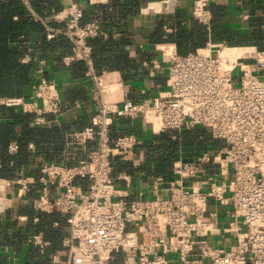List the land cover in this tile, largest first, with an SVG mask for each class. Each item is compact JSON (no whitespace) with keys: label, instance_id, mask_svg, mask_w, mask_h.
<instances>
[{"label":"built area","instance_id":"built-area-1","mask_svg":"<svg viewBox=\"0 0 264 264\" xmlns=\"http://www.w3.org/2000/svg\"><path fill=\"white\" fill-rule=\"evenodd\" d=\"M83 1L109 2L64 0L32 16L45 24L49 39L58 34L69 38L64 65L82 60L96 81L99 109L92 123L67 134L87 156L74 164L41 159L38 178L21 176L6 184L40 182V194L30 200L34 208L67 215L71 230L63 240L66 256L56 255L53 264H264V48L209 41L180 54L166 43L163 59H151V72L167 71V87L134 99L119 78L122 89L109 93L102 73L94 68L90 42L108 31L103 19H85ZM176 5L177 0H160L144 8L173 13ZM193 15L210 28V0H193ZM226 46L253 49L228 55L223 53ZM36 60L31 94L0 96V104L20 107L40 125L49 114L61 112L62 100L58 83L45 74L44 59ZM121 117L138 118L156 134L203 126L224 144L207 142L191 157L180 153L173 177L159 175L153 181L154 194L145 195L131 173L116 172L117 158L133 160L141 142L137 132L113 134ZM18 149V141L11 140L8 152ZM6 185H0V203ZM215 235L223 240L212 241ZM31 240L45 243L41 232Z\"/></svg>","mask_w":264,"mask_h":264},{"label":"crops","instance_id":"crops-1","mask_svg":"<svg viewBox=\"0 0 264 264\" xmlns=\"http://www.w3.org/2000/svg\"><path fill=\"white\" fill-rule=\"evenodd\" d=\"M21 1L25 17H28L31 22L38 21L42 23V30L32 27L30 26L31 23H28L26 28L21 30L18 37L14 38L10 35V38L4 43L9 48L19 47L20 50L23 49L18 57V61L22 64L31 65V62H33L35 63L34 66H37L36 59H44L45 74L58 83L62 100L61 112L59 114H49L47 116L48 121L41 124L42 126L58 124L62 127L64 134L62 149L54 155L35 154L34 162L30 165H23L17 176H35L38 178L40 174L38 162L41 159L66 161L68 164H74L79 159L87 156V152L82 147L69 142L67 134L81 130L92 123V116L99 109V101L97 100L96 81L91 75L86 73L89 68L87 63L85 62L84 66L76 65L74 62L72 63L74 65H64L63 56L71 50V46L68 50L66 49L67 52H62L60 48L47 52L43 49L41 31L46 36L45 24L42 20L33 17L32 13L35 12L42 15L45 10H49L52 6L46 5L43 1L38 2L37 5H34L30 0ZM62 1L64 0H53L54 3L52 5L60 6ZM120 1L124 0H109V2L101 4H91L83 1L87 11L86 20L97 17L104 20L108 31L106 40L109 39L112 48L111 46H106L117 54H120L122 49L127 50L132 63L129 67H124L123 69L110 70L104 68L101 72H99L100 68L95 70L100 74L102 73L101 80L105 83L107 92L111 93L114 90H121L120 84L116 83V80L121 78L124 84L123 87L128 95L134 99H142L156 93L160 88L167 87V71L160 69L156 70L154 74L151 72V59H163V46L166 43L174 46L178 52L177 43L174 40L165 38L170 33L176 32L179 25H184L190 30L194 23L199 25L200 22L193 15V0H177L176 11L173 13L158 11V9L157 11H151L144 8L153 5L157 6L160 0H140L135 10L127 13L121 8ZM211 4L225 7L226 12L222 16L219 29L215 33L209 32L206 42L203 45H196L195 49L206 45L209 41H224L230 45L259 46L252 36L254 26L250 24V20L258 12L264 11V0H210ZM14 6L7 7L2 15L11 17L13 20L20 19L22 14L14 10ZM52 24L55 25V23ZM208 29L210 30V28ZM59 35L52 39L46 36V39L59 41ZM122 41L125 43L122 44ZM236 48L245 49L249 53L253 49L248 46H236ZM106 51L109 52V50ZM33 70L35 71V69ZM28 71L26 82L23 80L20 84H15L12 93H1L0 96H29L32 92V84L35 81V77L33 76L34 80L31 82L33 72L31 69ZM4 77L8 78V75L6 74ZM70 90L71 96L80 95V97L75 99L65 98ZM18 108L19 111L24 112L20 107ZM175 130L177 131L170 132L172 138L178 139L179 137V139H182L180 132L183 129ZM128 132H137L141 139L133 160L129 161L130 164L136 167V170L132 173L122 168L127 166V161L118 157L116 172L121 170L128 171L132 174L138 188L145 195H152L155 192L153 181L159 175H163L157 170L155 161H152L156 159L155 156L158 154L153 150V144L160 134L154 133L149 125H143L138 118L121 117L114 124L113 134L119 135ZM212 140L210 138L208 143L216 146L217 144L212 143ZM31 143L34 147L30 146ZM90 145L92 146V142ZM29 146L34 149V142H30ZM203 147L195 149L184 146L182 142V144H179L180 149L174 159L180 153L187 157L196 155ZM149 154H153L151 161L148 160ZM172 169L173 166L169 170L167 178L173 177ZM7 179L13 180V178L0 177V185L5 186ZM82 182L86 184L87 180H82ZM28 186L31 187L27 189ZM41 187L40 182L24 185L15 180L10 185H6L5 198L0 203V264H53L56 255L59 257L66 256L63 240L70 233V224L67 227V231H64L60 211H39L30 203L32 197L40 194ZM24 189L26 191L25 194L20 195V192L24 191ZM53 194H55V191L52 192ZM41 221L43 225L40 223ZM221 224L223 226L226 224L225 219L222 220ZM50 228H53L55 232L53 233V229H51L47 234L46 230ZM57 229L60 230L58 237L55 239ZM38 232H41L45 241L44 244H38L31 240V237ZM211 239L220 243L223 237L222 235H215Z\"/></svg>","mask_w":264,"mask_h":264},{"label":"trees","instance_id":"trees-1","mask_svg":"<svg viewBox=\"0 0 264 264\" xmlns=\"http://www.w3.org/2000/svg\"><path fill=\"white\" fill-rule=\"evenodd\" d=\"M43 1L46 5L53 7V0H30L34 5L38 2ZM140 0H124L120 1L121 8L127 13L133 12L138 6ZM21 0H0V94L1 93H12L15 84H20L23 80L25 82L28 78L29 69H31L32 76L31 82L34 80L36 68L35 63L31 62V65L22 64L18 61V57L22 50L19 47L9 48L4 42L9 36L18 37L21 30L26 28L28 23L30 26L39 28L42 30L40 22H34L28 17H25V12L22 6ZM22 14L20 19H11V17H6L2 15L6 11L7 7H11ZM61 6V5H60ZM210 9L213 12V19L211 22L210 30L208 27L200 22L199 25L194 23L192 28L189 30L184 25H179L178 29L174 33H170L165 39L174 40L177 43L178 52L181 54H186L188 51L195 49L196 45H203L208 39L209 32H216L221 24L222 16L225 14L226 9L219 5H210ZM107 21V19H106ZM34 23V24H33ZM250 24L254 26L252 36L259 44L260 48L264 47V11L258 12L251 20ZM43 25V24H42ZM44 28V26H43ZM43 36V49L45 52L49 50L61 49L62 52H67L71 46L69 38L60 34L59 41L53 40L49 41L46 39L45 34L41 31ZM57 37V38H58ZM127 42L126 39H124ZM90 42L94 46V67L95 69L100 68L101 72L104 68L106 69H123L124 67H129L132 63L130 62L128 51L122 49L120 54L115 53L113 50L109 49L107 46H111L109 39L106 37L99 36L91 38ZM122 41V44L125 43ZM109 45H108V44ZM107 45V46H106ZM108 48V49H107ZM112 48V46H111ZM67 49V50H66ZM106 50H109L107 52ZM196 50V49H195ZM114 52V53H112ZM109 55L108 57H106ZM79 66H84L85 62L82 60H77L74 64ZM72 64V65H74ZM106 66V67H104ZM97 71V70H96ZM98 72V71H97ZM98 72V73H99ZM8 78H5V75ZM34 76V77H33ZM166 82V81H165ZM80 97V95L71 96V90L66 94L65 98L75 99ZM16 106H7L0 104V144L2 148L0 149V177L16 178L19 175V170L23 165H30L34 162L35 154H56L60 152L63 146L64 134L62 132V127L58 124H52L49 126H42L41 124H33V114L27 112H21ZM120 119V118H119ZM177 131L172 129L161 133L158 139L153 144V150L157 152L155 160H152L153 154H149L148 160L155 161L157 170L163 173L164 177H168V172L173 166V160L179 151V144H184V146H189L195 149H201L203 145L212 138L211 132L203 127H195L192 129H183L180 132L182 139H173L171 133ZM171 132V133H170ZM12 139H16L19 143V149L16 153L11 154L8 152V144ZM219 139H213L211 142L215 145ZM30 142H34L35 148L29 146ZM118 162V161H117ZM127 166H123L129 170V172L134 173L136 167L130 164L129 161L126 162ZM148 176V175H147ZM57 213V212H53ZM61 213V212H60ZM62 214L61 222L63 224L64 231H67L69 223L67 221V215ZM60 215V214H54ZM43 225V222H40ZM53 229L50 228L46 230L48 234L49 231ZM59 230H56L55 239L59 235ZM55 232L54 229L52 230ZM54 239V241H55Z\"/></svg>","mask_w":264,"mask_h":264},{"label":"bare ground","instance_id":"bare-ground-1","mask_svg":"<svg viewBox=\"0 0 264 264\" xmlns=\"http://www.w3.org/2000/svg\"><path fill=\"white\" fill-rule=\"evenodd\" d=\"M234 47H236V46H226L225 48H224V50H223V53L224 54H228L229 53V51L232 49V48H234ZM242 53H249V52H247V50H245V49H234L233 50V52H232V54H228V55H239V54H242Z\"/></svg>","mask_w":264,"mask_h":264},{"label":"rangeland","instance_id":"rangeland-1","mask_svg":"<svg viewBox=\"0 0 264 264\" xmlns=\"http://www.w3.org/2000/svg\"><path fill=\"white\" fill-rule=\"evenodd\" d=\"M234 49H237V48H236V47L232 48V49L229 51L228 54H232V52H233ZM234 74L237 75V72L235 71ZM222 144H224V141H223V140H218V142H217V146H221ZM213 207H214V206H213Z\"/></svg>","mask_w":264,"mask_h":264}]
</instances>
